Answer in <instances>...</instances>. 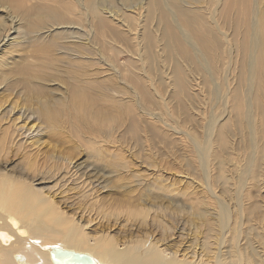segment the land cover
Listing matches in <instances>:
<instances>
[{"label": "bare ground", "instance_id": "bare-ground-1", "mask_svg": "<svg viewBox=\"0 0 264 264\" xmlns=\"http://www.w3.org/2000/svg\"><path fill=\"white\" fill-rule=\"evenodd\" d=\"M34 1L0 0V264H264L259 1Z\"/></svg>", "mask_w": 264, "mask_h": 264}, {"label": "rangeland", "instance_id": "rangeland-1", "mask_svg": "<svg viewBox=\"0 0 264 264\" xmlns=\"http://www.w3.org/2000/svg\"><path fill=\"white\" fill-rule=\"evenodd\" d=\"M22 2L24 3H33L35 2L34 0H21ZM259 1V5L264 7V0H258ZM40 3H43L45 5H53V3L49 2V1H39ZM239 6V5H238ZM238 6H236V8H239ZM236 8H231V10L229 11L230 14H232V11L233 13L236 12ZM233 9V10H232ZM234 9H236L234 11ZM240 9V8H239ZM238 9V10H239ZM237 10V11H238ZM239 12V11H238ZM217 23L219 24L218 27L220 28V33L222 34V32L227 35V34H230L232 36V31L231 29H228L222 24V19H220L219 16L215 17ZM223 30V31H222ZM229 36V38L231 37ZM13 37V36H12ZM11 37H9L10 39ZM225 49H229L230 48V45L229 43L226 44L224 46ZM28 50V53L27 55H30L29 51H31L29 48H26L24 51L27 52ZM104 56L106 55L107 57H114V59L116 60V65L119 69H124V68H130L131 64H135L134 61L135 59L133 58V56H131L127 50H123V49H120V48H112V49H108L106 52H104L103 54ZM105 56V57H106ZM31 58H32V54H31ZM221 63V62H220ZM222 71H221V74L223 75V77L225 78H230L231 79V83H234L235 82V79L233 78V74H231L232 72L230 71L231 69L229 67H227L226 64H224L222 66ZM131 69V68H130ZM4 69L0 67V73L3 71ZM230 71V72H229ZM233 71V70H232ZM235 71V70H234ZM231 75V76H230ZM229 76V77H228ZM219 80V79H217ZM1 93V92H0ZM10 96L11 94H0V102L3 101V100H9L10 99ZM129 141V143H128ZM128 141H125V143H119L118 146L114 147L113 148V151H115L116 153H121L123 154L124 156H126L128 158V160H131L132 163L135 165H137V169H140V170H144L147 166V168L145 170H149V168L153 169V168H159V170L161 171V173L163 175L166 176V179H167V182L168 183H179L180 186H183L185 184V176H186V172L184 170H180L178 168H182L183 166V163L179 160L177 162V158L176 156H173V155H166L164 154L161 149L157 148V146H154L155 147V150L154 148H152L150 150V156H149V159H146V157L143 155V152L141 151V149H138V148H135L136 145H133V144H130L132 143L131 140L128 139ZM128 143V144H126ZM121 144V145H120ZM131 145V146H130ZM129 147V149H127ZM124 148V149H123ZM121 149V150H120ZM128 152H132V153H128ZM134 152V153H133ZM136 155L138 157H136ZM166 156V157H165ZM136 157V159H135ZM173 159H172V158ZM154 158V159H153ZM134 161H133V160ZM141 160V161H137V160ZM143 160V161H142ZM152 160V161H150ZM135 162V163H134ZM144 162V163H143ZM147 162V163H146ZM148 163H152L151 165ZM157 163V164H156ZM181 163V165L179 164ZM139 164V165H138ZM154 164H156L154 166ZM180 166H179V165ZM144 166V167H143ZM152 166V167H151ZM159 166V167H158ZM170 169V170H169ZM184 172V174H182ZM181 173V174H180ZM176 183V184H177ZM264 195V194H263Z\"/></svg>", "mask_w": 264, "mask_h": 264}]
</instances>
